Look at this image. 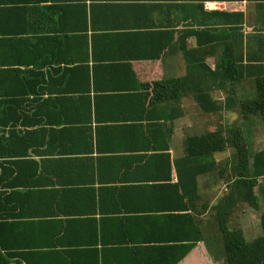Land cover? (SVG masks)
<instances>
[{
    "label": "crops",
    "instance_id": "crops-1",
    "mask_svg": "<svg viewBox=\"0 0 264 264\" xmlns=\"http://www.w3.org/2000/svg\"><path fill=\"white\" fill-rule=\"evenodd\" d=\"M259 35L264 0H0V249H49L58 225L41 221L57 213L54 200L63 188L91 189L102 207L111 189H130L122 200L138 208L150 127H162L169 139L171 165L183 156V140L208 127L189 92L168 102L182 111L179 119L146 120L152 97L144 86L190 72L221 102L222 88L209 85L208 71L225 55L237 58L240 46L243 63L246 55L253 59ZM29 79L36 82L29 86ZM248 85L237 88L238 99L251 96ZM232 117L241 124L235 113H226L223 123ZM247 124V138L264 141V121ZM231 156L217 153L215 161L229 166ZM158 163L150 165L165 175ZM263 181L257 189L264 199ZM198 187L210 205L225 190L211 176L199 177ZM253 215L246 209L240 216L244 235ZM200 221L205 230L214 227L210 212ZM207 245L199 242L179 264L217 263L221 258Z\"/></svg>",
    "mask_w": 264,
    "mask_h": 264
},
{
    "label": "trees",
    "instance_id": "trees-1",
    "mask_svg": "<svg viewBox=\"0 0 264 264\" xmlns=\"http://www.w3.org/2000/svg\"><path fill=\"white\" fill-rule=\"evenodd\" d=\"M258 37L253 59L246 55L244 64L240 46L237 58L225 55L219 67L207 70L209 85L222 88L221 102L200 88L199 78L190 72L184 78L144 86L152 97L151 109H147L152 114L145 116L146 120L171 123L179 119L182 111L170 109L168 102H178L189 92L208 127L207 132L183 140V156L172 165L167 154L169 139L162 127H150L148 141H144V176L136 187L142 199L138 208H129L122 200L130 189H111L108 206L102 207L95 197L91 200V189L63 188L54 200L57 213L41 221L52 229L58 225L53 230L57 240L50 247L54 249H25L24 254L0 249V264H11L14 258L23 259L25 264H179L199 242L214 239L219 243V238L223 249H208L213 256L221 251L222 258L213 259L215 264H264V210L260 211L257 189L258 180L264 178V149L254 152L246 136L249 119L264 121V35ZM228 50L225 47L224 54ZM247 80L254 85L255 97L238 99L237 88ZM29 81V86L36 82ZM25 95H21V102ZM226 113L237 114L241 124H224ZM226 151L232 152L229 166L215 161V154ZM153 160L166 166L165 175L150 165ZM201 176L225 184L212 205L209 198L203 201L200 196ZM246 209L260 211L262 234L250 241L240 224ZM207 212L214 222L209 230L202 228L200 221ZM137 233L142 238H133Z\"/></svg>",
    "mask_w": 264,
    "mask_h": 264
},
{
    "label": "rangeland",
    "instance_id": "rangeland-1",
    "mask_svg": "<svg viewBox=\"0 0 264 264\" xmlns=\"http://www.w3.org/2000/svg\"><path fill=\"white\" fill-rule=\"evenodd\" d=\"M248 88H250V92H252L251 98H254L255 97L254 85H253V87L248 85ZM232 118H233V120L231 119L232 121L231 120L229 121L228 118L225 120L226 125H232V124H234L237 121V119H236L237 117L236 118L232 117ZM228 121H229V124H227ZM249 139L250 138H248V144L251 146V148L253 146L254 150H257L259 148H261V149L264 148V141L253 142V141H251V139L250 140ZM223 155H226V153L219 154V155H217V157H221ZM261 185H264V181L261 183ZM258 200H259V203L260 204L262 203V205L264 206V199L261 196H258ZM253 214H254L253 215V222H251L250 228L247 227V226H245V228H244L245 229V234H246L245 238H246L247 241H250L252 239H256L259 236H261V234H262L260 226H259V214H260V211L259 212L253 211ZM210 234H213V231ZM218 240H219V243H216L214 239H212L211 241H210V239H208L207 240L208 245L206 246V249H211L214 252H216V249H220V250L223 249L222 245H221L220 238ZM220 250L219 251L217 250V254H218L219 258H222V254H221Z\"/></svg>",
    "mask_w": 264,
    "mask_h": 264
}]
</instances>
